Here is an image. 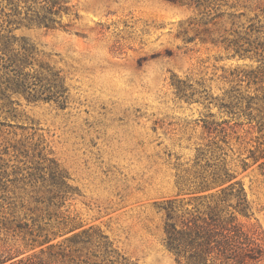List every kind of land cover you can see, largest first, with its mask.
<instances>
[{
    "label": "rangeland",
    "instance_id": "1",
    "mask_svg": "<svg viewBox=\"0 0 264 264\" xmlns=\"http://www.w3.org/2000/svg\"><path fill=\"white\" fill-rule=\"evenodd\" d=\"M263 43L264 0H0L3 264H178L162 206L234 182L264 235Z\"/></svg>",
    "mask_w": 264,
    "mask_h": 264
},
{
    "label": "trees",
    "instance_id": "2",
    "mask_svg": "<svg viewBox=\"0 0 264 264\" xmlns=\"http://www.w3.org/2000/svg\"><path fill=\"white\" fill-rule=\"evenodd\" d=\"M260 48L264 50V43ZM259 72L264 76V70ZM233 178L224 167L203 176L196 190L209 191ZM182 203L169 201L162 206L166 215L165 246L178 264H259L264 259L263 233L248 230L239 221V215L249 217L251 211L241 182L231 183L219 194L190 199L189 209H183ZM4 262L0 260V264ZM13 264L24 263L20 260Z\"/></svg>",
    "mask_w": 264,
    "mask_h": 264
}]
</instances>
